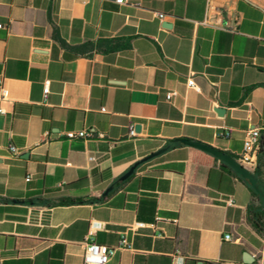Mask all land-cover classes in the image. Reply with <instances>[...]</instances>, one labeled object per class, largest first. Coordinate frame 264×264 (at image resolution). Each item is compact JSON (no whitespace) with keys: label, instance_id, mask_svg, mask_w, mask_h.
<instances>
[{"label":"crops","instance_id":"0c3cea01","mask_svg":"<svg viewBox=\"0 0 264 264\" xmlns=\"http://www.w3.org/2000/svg\"><path fill=\"white\" fill-rule=\"evenodd\" d=\"M0 24V264L122 237L105 264H264L248 185L178 141L264 139V0H0ZM254 170L264 194V148Z\"/></svg>","mask_w":264,"mask_h":264},{"label":"built area","instance_id":"2783aa9c","mask_svg":"<svg viewBox=\"0 0 264 264\" xmlns=\"http://www.w3.org/2000/svg\"><path fill=\"white\" fill-rule=\"evenodd\" d=\"M115 2L121 5L125 3V0H115ZM163 16H164L163 14H158L159 18H162ZM1 27H3L2 24H0V28ZM187 85L191 88L197 89L192 78L187 80ZM47 92H48V81H45L43 87L44 96L47 94ZM5 95H6L5 88L0 84V101L5 98ZM173 95L174 92L172 91L166 93L165 96L166 101L170 102ZM101 111H105L104 108H101ZM2 114H4V110L2 107H0V115ZM128 133L130 136L135 135L133 126H130ZM65 135L67 138H73V137L87 138V137H92L94 135V132L92 129H87V130H80L77 132H67ZM259 147H260L259 130L256 128L251 129L245 134L242 143V150L239 154H237L235 159L247 169L253 170L256 167V155L259 150ZM12 150L15 151L14 148ZM88 159L90 161H93L94 157L89 156ZM25 180L28 181L29 176H26ZM226 204L229 206L233 205L232 199L227 198ZM159 219L160 217L157 216L156 220ZM141 225H142L141 223H136L137 227ZM127 229L133 230V227L130 226V228H126V230ZM224 240H230V235L228 234L224 235ZM83 244H84V248L82 253V264H105L114 254L116 249L128 247V242L125 239V237L121 238L117 247H107L105 245L97 244L91 240H85Z\"/></svg>","mask_w":264,"mask_h":264},{"label":"water","instance_id":"95a60500","mask_svg":"<svg viewBox=\"0 0 264 264\" xmlns=\"http://www.w3.org/2000/svg\"><path fill=\"white\" fill-rule=\"evenodd\" d=\"M181 144L195 148L197 150H200L204 153H207L217 160L225 163L227 166H229L237 175H239L242 179L247 181L251 189L254 191V193L257 195L258 199L260 200L262 206H264V194H262L261 189L257 185V179L254 176L253 172L246 167H244L242 164H240L234 157H232L230 154L219 150L215 147H212L210 145L195 141V140H189L185 138H181L178 140ZM163 149H160L154 153L149 154L148 156L142 158L141 161L146 160L148 158H151L152 156H155L159 154ZM136 162L134 166L137 164ZM132 171V168L126 172L121 178H126Z\"/></svg>","mask_w":264,"mask_h":264},{"label":"trees","instance_id":"16d2710c","mask_svg":"<svg viewBox=\"0 0 264 264\" xmlns=\"http://www.w3.org/2000/svg\"><path fill=\"white\" fill-rule=\"evenodd\" d=\"M259 143H260V147L259 149L261 150L262 148H264V139L259 138ZM209 157H211L214 160H217L216 158H214L213 156L203 153ZM232 157L236 158V156L232 155ZM220 162V165L222 168L227 169L228 171H230L231 173H233L234 175H236L239 179H241L242 181H244L247 185L248 188L251 192L252 195V203H250L249 207H248V218L251 222V224L254 226V228L256 230H258L259 232L264 233V206H262L260 200L258 199L257 195L254 193V191L251 189V187L249 186V184L247 183V181H245L244 179H242L239 175H237L229 166H227L225 163ZM254 176L257 179V173L254 170L253 171ZM258 185V183H257ZM259 187V185H258ZM82 202V200H75V199H61L59 201L60 204H74V203H80Z\"/></svg>","mask_w":264,"mask_h":264}]
</instances>
